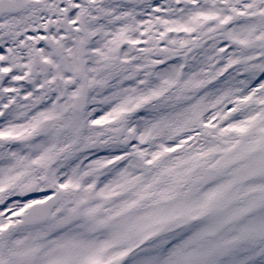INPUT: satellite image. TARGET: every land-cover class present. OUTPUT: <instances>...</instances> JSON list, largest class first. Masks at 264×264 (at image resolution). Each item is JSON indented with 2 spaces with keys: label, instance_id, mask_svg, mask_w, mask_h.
Returning <instances> with one entry per match:
<instances>
[{
  "label": "snow or ice",
  "instance_id": "snow-or-ice-1",
  "mask_svg": "<svg viewBox=\"0 0 264 264\" xmlns=\"http://www.w3.org/2000/svg\"><path fill=\"white\" fill-rule=\"evenodd\" d=\"M0 264H264V0H0Z\"/></svg>",
  "mask_w": 264,
  "mask_h": 264
}]
</instances>
